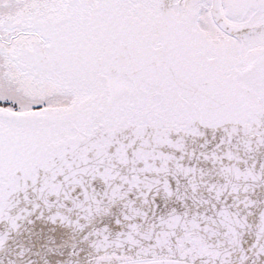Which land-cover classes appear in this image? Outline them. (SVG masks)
Listing matches in <instances>:
<instances>
[{
    "label": "snow or ice",
    "instance_id": "obj_1",
    "mask_svg": "<svg viewBox=\"0 0 264 264\" xmlns=\"http://www.w3.org/2000/svg\"><path fill=\"white\" fill-rule=\"evenodd\" d=\"M0 264H264V0H0Z\"/></svg>",
    "mask_w": 264,
    "mask_h": 264
}]
</instances>
